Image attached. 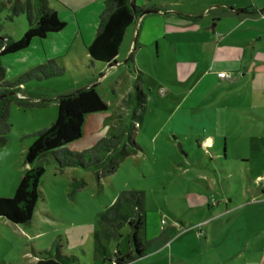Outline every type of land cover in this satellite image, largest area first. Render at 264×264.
Returning <instances> with one entry per match:
<instances>
[{
    "label": "rangeland",
    "instance_id": "1",
    "mask_svg": "<svg viewBox=\"0 0 264 264\" xmlns=\"http://www.w3.org/2000/svg\"><path fill=\"white\" fill-rule=\"evenodd\" d=\"M171 1H178L180 11L193 12L205 25L218 19L211 15L264 7V0ZM161 3L135 0V5L150 11ZM48 6L65 23L64 30L57 38L33 42L29 51L7 56L3 78L12 80L55 57L64 58L66 72L20 87L18 98L30 103L45 100V105L22 107L16 99L11 101V127L0 146V197L14 195L30 167L24 164V153L33 141L31 134L55 120L56 98L62 91L93 85L107 105V110L84 119L82 135L67 145L69 150L83 152L113 134L120 136L119 146L129 154L113 174L103 177H97L95 166L61 171L46 155L31 221L14 224L0 218V264H38V253L56 239L60 254L77 256L76 264H115V254H134L129 236L133 230L144 242L170 226H176V233L167 245L126 264H168V254H183L178 264H214L205 254L219 255L222 264H242L247 254L264 247V63L248 62L225 47L238 36L225 34L237 19L221 18L214 38L224 47L217 52L212 29L158 38L157 46L148 30L131 24L108 70L107 64L90 61L84 44L99 22L103 0H50ZM11 12L7 0H0V37L16 40L28 20L26 14L10 19ZM147 22L146 18L139 25ZM251 25L256 31L253 40L262 38L263 48L264 20L247 21L237 31ZM130 56L126 65L132 73L124 63ZM132 61L140 73L133 70ZM219 70L229 77L213 79ZM136 85L145 97L143 103ZM113 156L104 151L100 160ZM77 180L85 184L76 187ZM137 192L143 193L140 205ZM220 204L227 208L224 215L199 222L209 215V206L220 209ZM138 209L145 212V224L135 230L130 221ZM204 227L206 236L199 235L198 229L205 231Z\"/></svg>",
    "mask_w": 264,
    "mask_h": 264
},
{
    "label": "trees",
    "instance_id": "2",
    "mask_svg": "<svg viewBox=\"0 0 264 264\" xmlns=\"http://www.w3.org/2000/svg\"><path fill=\"white\" fill-rule=\"evenodd\" d=\"M50 0H7L12 11L7 17L26 14L28 26L23 36L13 40L8 36L0 37V146L6 142L10 131L9 105L13 99L19 106H41L45 100L36 102H24L16 95L20 87L31 81H43L46 79L61 77L66 68L61 65L60 58L47 59L44 63L37 64L12 80H4V67L1 58L9 54L26 49L33 39H43L52 33L61 31L65 23L57 18L55 11L49 6ZM105 7L99 16V22L95 28L93 38L87 46L91 62L99 61L107 63V68L115 61L120 44L127 28L137 18L146 14L148 9L135 5L133 0H104ZM0 26V30H1ZM131 60V56L129 57ZM136 73L140 71L133 68ZM139 101L145 102L144 95L138 85ZM57 116L49 126L31 134L32 143L24 153V164L30 167L21 175L14 195L9 198L0 197V218L14 224H25L34 216L36 204L40 198V183L44 174V166L41 160L49 155L53 158L59 170L65 167H98L97 177L113 174L119 161L129 154L125 148L119 146L120 136L110 134L100 138L89 149L83 152L71 151L67 145L80 138L84 119L91 115L107 110V105L94 86H86L70 90L57 96ZM136 149H140L138 146ZM114 154L109 161H101L102 152ZM118 155V157H116ZM100 168V170H99ZM101 171V172H98ZM76 187H82V180L73 181ZM142 192H137L139 205L142 203ZM136 229L144 228L145 212L138 209L136 217L130 221ZM174 226L164 228L160 234L147 241L141 242L139 236L133 230L129 236L134 247V254H115V264H126L142 256L148 255L160 249L175 235ZM59 239L53 241L51 246L40 251L37 255L38 264H76L75 255L60 254ZM110 261V258H109ZM10 264V263H9Z\"/></svg>",
    "mask_w": 264,
    "mask_h": 264
},
{
    "label": "crops",
    "instance_id": "3",
    "mask_svg": "<svg viewBox=\"0 0 264 264\" xmlns=\"http://www.w3.org/2000/svg\"><path fill=\"white\" fill-rule=\"evenodd\" d=\"M133 1L135 3V0H133ZM196 1H198L199 4L204 2V0H196ZM103 2H104V0H103ZM161 2H162L161 3L162 5L159 6L160 8L152 10V12H148V13L140 16L139 18H137L132 23V25H134V27L136 29L139 28V31L141 29L148 30V33L149 34L151 33V35L153 37V39H152L153 42H155V44L157 46L159 45L158 41H157L158 38H161L162 40H164L168 35L174 36V35L180 34L181 32H189V31L198 32L200 27H202L204 29L214 30V31H212V34H211L212 35L211 37L214 38L215 34L217 33L215 31V28H218V25L220 24L221 18L222 19L225 18L227 20L236 18L237 21L234 24H231L228 27V29H226V31L225 30L224 31H225L226 35L227 34L230 35V34H233L234 32H237L238 36H235L231 40H229L228 43H226L225 47L231 48L230 53H232V50L236 51L235 54L241 53L242 58H244L248 62L264 63V56L261 55L262 53H264V47L259 48L261 46L259 44L262 43V38H258L257 40H253V38L256 36V31L253 29L254 26L253 25L249 26V30L237 31V29L242 27L247 21H253V22L258 21V22H260V20H264V7H261V5L260 6L254 5L255 8L252 5V6L247 7L243 11L239 10L240 8H236L235 10H232V9L229 10V12H227V13L223 12L222 14L211 15V18L218 17V19H216V22H214V24H212V25H205L204 23L200 24V22L197 20L195 14L193 12H191V11H180V9H178V7H177V3H179L178 1L172 3L171 0H161ZM260 10H262V12H260ZM153 12H155V13H153ZM150 13H153V14H150ZM183 15H186V16L184 17ZM146 18L148 19V22L145 23L143 27L140 26L139 24L142 23V25H143V21ZM96 26L94 27V32H95ZM236 26H238V27L235 28ZM63 30H64V28L61 31L56 32V33H52L48 37L43 38V39H38V38L33 39L26 49L21 50V51H17L15 53H12L9 55H15V54H19V53L29 51L32 49V47L30 45L33 42L39 41L41 43L45 39L57 38L60 35L59 33H61ZM127 30H128V28H127ZM94 32H93V34H94ZM251 32H254V33H251ZM93 34H92V37L88 43L87 42L84 43V40L82 39V42L85 44L86 49H87L88 44L91 42V40L93 38ZM226 35H222V37H224ZM214 39H215L214 40V43H215L214 44V50L217 52L221 48H223L224 46L223 45L218 46V42H220L219 38H214ZM170 40L172 42L171 37H170ZM210 40L212 41V39H210ZM222 42H224V41H222ZM56 46H58V45H56ZM66 54H68V53H66ZM9 55H7V56H9ZM47 55H49V54L47 53ZM230 55L232 56L233 54H230ZM7 56H4L3 58H1L2 66L4 64L5 65L8 64L7 63L8 61L6 58ZM72 57H74L73 54H72ZM55 58H60L62 60V62H64V58H61V57H55ZM128 60H129V57L124 61L125 67H126L127 71L132 73V71L130 70V66L126 65V62ZM97 62H99V61H97ZM100 63H104V62H100ZM105 64H107V63H105ZM132 65H134L133 61H132ZM216 67H219V66L216 65ZM111 68H112V66L110 68H108V70H110ZM134 68H136L135 65H134ZM219 72H223V71L219 70L218 72L212 74L213 79L219 77L218 76ZM233 76H232V78H233ZM138 87L140 89V86H138ZM70 90H73V89H70ZM62 92L65 93V91H62ZM62 92L58 93V95L62 94ZM125 92H126V95L128 97V102H130L129 100H131L132 89L130 87H128ZM18 94H20V91L18 92ZM124 100L125 99H123V98L121 99V101H124ZM138 100H139V98H138ZM92 115H95V114H91L87 117H91ZM207 139H210V140H208L209 143L210 142L213 143V139H211V138H207ZM208 141H206V142H208ZM262 201H264V199H262ZM216 206H219V205H214V207L209 206V208H208L209 209V211H208L209 215L207 216L206 219H202L199 222L202 223L205 220H212L213 218H215L219 215H224L227 212V208L225 206H223V204H220V207H221L220 209H217ZM212 221H210V222H212ZM200 223H194V226H197L196 224H200ZM200 225L203 226L202 224H200ZM174 227L176 230V226H174ZM204 228H205V231H203L201 229V232H203L202 236H206L205 234H206L207 227H204ZM198 231H199V229H198ZM220 231H222V230L220 229ZM204 241L206 242V245H207V242H208L207 238H204ZM168 243H166L165 245H167ZM254 251H255L254 253L247 254V257L245 254V257L247 259L244 258L242 264H264V247L256 248ZM241 255L242 254H238L237 256L242 257ZM168 256H169V263L168 264H173V263L178 264L179 262H181L184 259L183 254H168ZM205 256L206 257L209 256V258L214 260V261H212V262H214V264H222L220 256L217 254H207V255L205 254Z\"/></svg>",
    "mask_w": 264,
    "mask_h": 264
},
{
    "label": "built area",
    "instance_id": "4",
    "mask_svg": "<svg viewBox=\"0 0 264 264\" xmlns=\"http://www.w3.org/2000/svg\"><path fill=\"white\" fill-rule=\"evenodd\" d=\"M218 76L220 77H229V74L225 73V72H219ZM198 234L201 235V230L199 229Z\"/></svg>",
    "mask_w": 264,
    "mask_h": 264
},
{
    "label": "water",
    "instance_id": "5",
    "mask_svg": "<svg viewBox=\"0 0 264 264\" xmlns=\"http://www.w3.org/2000/svg\"><path fill=\"white\" fill-rule=\"evenodd\" d=\"M148 12H152V11H147L146 13H148ZM260 12H262V10H260ZM93 86V85H92Z\"/></svg>",
    "mask_w": 264,
    "mask_h": 264
},
{
    "label": "bare ground",
    "instance_id": "6",
    "mask_svg": "<svg viewBox=\"0 0 264 264\" xmlns=\"http://www.w3.org/2000/svg\"><path fill=\"white\" fill-rule=\"evenodd\" d=\"M206 143V142H205ZM209 144V141L207 142Z\"/></svg>",
    "mask_w": 264,
    "mask_h": 264
}]
</instances>
